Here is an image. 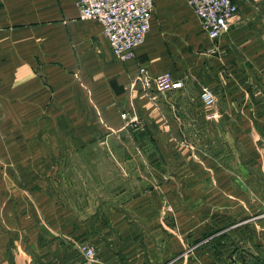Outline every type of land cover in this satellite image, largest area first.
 I'll list each match as a JSON object with an SVG mask.
<instances>
[{"label": "crops", "instance_id": "crops-1", "mask_svg": "<svg viewBox=\"0 0 264 264\" xmlns=\"http://www.w3.org/2000/svg\"><path fill=\"white\" fill-rule=\"evenodd\" d=\"M237 5L221 58L261 61L264 0ZM210 48L185 0H154L149 31L126 62L114 58L97 21L78 17L74 0H0V264H75L87 244L95 264H264V165L214 167L211 182L180 181V190H203L190 195H155L163 181L142 184L151 195L122 199L86 191L85 158L116 161L118 152L103 145L122 129L124 111L142 107L147 128L157 124L170 140L203 124L199 85L189 88L177 71L185 61H201L192 78L226 94L225 126L252 123L242 112L261 102L243 98L264 85L234 84ZM141 65L183 85L140 91ZM71 184L73 197L60 193Z\"/></svg>", "mask_w": 264, "mask_h": 264}, {"label": "rangeland", "instance_id": "rangeland-1", "mask_svg": "<svg viewBox=\"0 0 264 264\" xmlns=\"http://www.w3.org/2000/svg\"><path fill=\"white\" fill-rule=\"evenodd\" d=\"M228 31L218 39L211 40L210 56H216L217 66L220 64L224 68V73L232 79L234 84L247 88L254 85H264V59L261 61L247 59L239 62H227L226 56L224 59L221 58L223 54L219 40ZM223 62L225 66H223ZM201 64V61L191 59L185 61L186 66L177 68V71L184 72L189 88L195 89V85L198 84L201 89H198V92L200 91V100L203 104L202 112L205 116L203 124L196 125L193 133L189 130L191 126L187 125L184 129L186 135L182 139L170 140L159 135L157 124L155 127L147 128L145 118L142 115V107L139 110L136 109L138 107L132 108L127 114L124 111L120 114L123 121L122 129L110 135L109 139L111 140L103 145L106 148L107 144L108 147L118 152L116 161H111L107 156L97 157V162L95 159L85 158L87 165V172L85 173L86 191L90 197L104 196L111 192L112 196H117L119 199L131 194L138 195V193L151 195L155 191L152 192L149 190L150 188H143L142 184L146 183L147 186H150V184H157L160 181L165 182L164 186H161L162 188L158 189L154 193L155 195L174 196L180 192L190 195L191 191L201 192L203 190H191L186 186L180 190L176 187L181 185L180 181L211 182L214 180V167L222 170V167L230 168L238 164L246 165L248 168L254 165H264V157L257 156L258 153L255 152V150H264V91L263 93H248V96L243 98V101L261 102L260 105L244 108L242 112L247 121H252V123L243 126L238 124H232L230 127L225 126L220 119L227 118L221 113L219 106L223 105L222 97H225L226 94L219 92L221 89L217 91L213 86H211L212 88L208 87L206 83L202 82L205 79L201 80L200 84L199 80L196 81L192 78L195 75L192 70H196ZM243 72L246 74L243 75ZM240 79L241 81H239ZM205 88L212 95V101L209 105L202 98ZM140 91L147 90L141 88ZM125 103L126 100L120 101L122 105ZM239 131L240 136L244 135V138L237 140L233 138V133L238 135ZM97 146L94 145V147ZM98 149H100L99 146ZM160 150L164 152V156ZM116 162L120 167L124 166L128 175H124L121 168H119L120 173L115 170L114 164ZM67 175L71 176L70 174ZM100 181H103L104 185L102 189L99 187L96 189L97 183ZM75 185L77 186V184H71V188L62 189L60 193L73 197L77 193V188H74ZM92 207L94 206L92 205ZM80 254L81 258L75 264H78L88 254L96 258L94 247L89 244L80 246Z\"/></svg>", "mask_w": 264, "mask_h": 264}, {"label": "built area", "instance_id": "built-area-1", "mask_svg": "<svg viewBox=\"0 0 264 264\" xmlns=\"http://www.w3.org/2000/svg\"><path fill=\"white\" fill-rule=\"evenodd\" d=\"M237 1L185 0L211 40L218 39L229 29L237 14ZM74 4L80 19L95 20L101 25L114 58L126 62L134 57L135 48L149 31L154 0H74ZM135 81L144 90L155 89L160 93L182 86L181 80H175L170 72L152 75L144 65L138 67ZM202 98L209 105L211 92L205 88ZM95 261L96 258L88 254L78 264H95Z\"/></svg>", "mask_w": 264, "mask_h": 264}]
</instances>
